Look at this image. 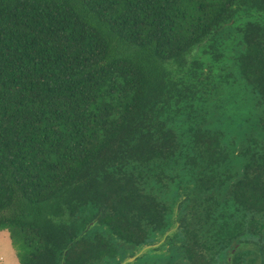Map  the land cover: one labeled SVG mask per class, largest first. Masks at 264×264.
Segmentation results:
<instances>
[{"label": "trees", "instance_id": "obj_1", "mask_svg": "<svg viewBox=\"0 0 264 264\" xmlns=\"http://www.w3.org/2000/svg\"><path fill=\"white\" fill-rule=\"evenodd\" d=\"M0 222L26 264H264V0H0Z\"/></svg>", "mask_w": 264, "mask_h": 264}, {"label": "flooded vegetation", "instance_id": "obj_2", "mask_svg": "<svg viewBox=\"0 0 264 264\" xmlns=\"http://www.w3.org/2000/svg\"><path fill=\"white\" fill-rule=\"evenodd\" d=\"M225 187V186H224ZM171 238L169 239V243L165 244L166 250L171 249V253L166 259H161L162 262L167 264H202L203 257L199 255L197 262L192 263L188 256H184L178 253L177 247V233L175 228L171 229ZM169 232V233H170ZM204 233V232H203ZM163 243V239L158 241L157 243H153L143 247V251L135 257L140 259L141 255H144L146 251L150 252V249H153ZM162 245V244H161ZM165 251V249H162ZM204 256V259L209 261V264H259L260 263V254L259 247L257 244L252 241H246L245 243L232 242L229 244L222 254L219 253V250L215 249L214 252H210L209 254L201 253ZM162 257V255H161ZM202 258V259H201ZM134 260V259H133ZM158 259L154 257H148L145 254V258L142 261V264H155ZM122 263V262H121ZM120 263V264H121ZM129 262H125L122 264H128Z\"/></svg>", "mask_w": 264, "mask_h": 264}, {"label": "clouds", "instance_id": "obj_3", "mask_svg": "<svg viewBox=\"0 0 264 264\" xmlns=\"http://www.w3.org/2000/svg\"><path fill=\"white\" fill-rule=\"evenodd\" d=\"M28 249L17 233L16 226L0 222V264H26Z\"/></svg>", "mask_w": 264, "mask_h": 264}, {"label": "rangeland", "instance_id": "obj_4", "mask_svg": "<svg viewBox=\"0 0 264 264\" xmlns=\"http://www.w3.org/2000/svg\"><path fill=\"white\" fill-rule=\"evenodd\" d=\"M119 250H120L119 255L116 258L117 263L129 262L128 264H141L143 259L145 258V254L147 255V258L154 257L155 259H158V260L161 258L160 250H155L151 252L146 251L145 254L141 255L140 259H137V260H135L136 259L135 257H137L143 251V248L135 247V246L120 245ZM169 254H172V253H169Z\"/></svg>", "mask_w": 264, "mask_h": 264}, {"label": "water", "instance_id": "obj_5", "mask_svg": "<svg viewBox=\"0 0 264 264\" xmlns=\"http://www.w3.org/2000/svg\"><path fill=\"white\" fill-rule=\"evenodd\" d=\"M133 260V259H132Z\"/></svg>", "mask_w": 264, "mask_h": 264}]
</instances>
